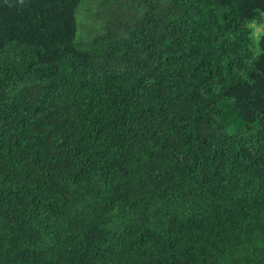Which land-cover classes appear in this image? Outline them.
<instances>
[{"label":"trees","instance_id":"1","mask_svg":"<svg viewBox=\"0 0 264 264\" xmlns=\"http://www.w3.org/2000/svg\"><path fill=\"white\" fill-rule=\"evenodd\" d=\"M264 0H0V264H264Z\"/></svg>","mask_w":264,"mask_h":264},{"label":"rangeland","instance_id":"2","mask_svg":"<svg viewBox=\"0 0 264 264\" xmlns=\"http://www.w3.org/2000/svg\"><path fill=\"white\" fill-rule=\"evenodd\" d=\"M253 28V32H252V38L254 41V47H256L258 41H259V37L262 34L263 30H264V25L262 26H257L255 23L250 25Z\"/></svg>","mask_w":264,"mask_h":264},{"label":"clouds","instance_id":"3","mask_svg":"<svg viewBox=\"0 0 264 264\" xmlns=\"http://www.w3.org/2000/svg\"><path fill=\"white\" fill-rule=\"evenodd\" d=\"M21 3H23V0H20Z\"/></svg>","mask_w":264,"mask_h":264}]
</instances>
